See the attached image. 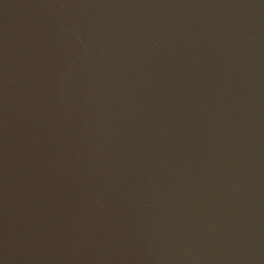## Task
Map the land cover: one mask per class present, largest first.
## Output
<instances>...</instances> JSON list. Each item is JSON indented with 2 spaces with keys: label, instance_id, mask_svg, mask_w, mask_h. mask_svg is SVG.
I'll return each mask as SVG.
<instances>
[{
  "label": "water",
  "instance_id": "water-1",
  "mask_svg": "<svg viewBox=\"0 0 264 264\" xmlns=\"http://www.w3.org/2000/svg\"><path fill=\"white\" fill-rule=\"evenodd\" d=\"M0 264H264V0H0Z\"/></svg>",
  "mask_w": 264,
  "mask_h": 264
}]
</instances>
